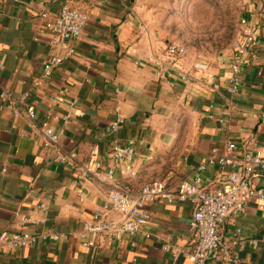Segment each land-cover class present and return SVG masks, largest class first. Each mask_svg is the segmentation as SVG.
<instances>
[{
    "label": "crops",
    "instance_id": "1",
    "mask_svg": "<svg viewBox=\"0 0 264 264\" xmlns=\"http://www.w3.org/2000/svg\"><path fill=\"white\" fill-rule=\"evenodd\" d=\"M239 1L241 17L256 23L258 47H264V2ZM139 2L1 1L0 92L15 100L27 94L24 105L34 107L37 126L48 124L59 132L60 145L76 152L80 162L114 169V179L104 184L78 179L55 161L54 151L43 148L25 115L14 117L17 108L0 100V236L59 235L57 241H37L30 248L1 250L0 264H188L185 254L194 248L188 202L145 204L150 237L97 239L94 250L82 247L83 224L111 190L137 189L152 180L176 186L193 176L212 148L220 150L227 141L235 142L239 152L250 147L264 152V55L240 71L234 96L227 78L235 48L218 56L187 52L181 72L158 73L148 61L170 42L143 22ZM66 4L87 13L89 24L71 42L75 54L42 79L52 38L41 14L51 18ZM117 104L124 119L117 138L122 145L133 142L135 150L130 173L108 156V126ZM215 174L210 170L207 178ZM251 183L263 187L264 175L253 176ZM27 218L37 224L26 223ZM237 229L246 240L257 241L254 247L247 242L230 246L237 264H264V203L251 199L243 214L225 220L222 236L228 243ZM166 244L172 251H164Z\"/></svg>",
    "mask_w": 264,
    "mask_h": 264
},
{
    "label": "built area",
    "instance_id": "2",
    "mask_svg": "<svg viewBox=\"0 0 264 264\" xmlns=\"http://www.w3.org/2000/svg\"><path fill=\"white\" fill-rule=\"evenodd\" d=\"M2 0H0L1 3ZM264 2V0H261ZM45 20L46 30L51 35V53L43 63L41 78L48 79L64 61L75 54L71 42L77 40L89 24L87 13L63 5L56 16L49 18L41 14ZM256 23L250 17H240L238 21L237 42L229 63L230 75L227 78L228 92L234 96L241 86L240 71L251 65L259 56L264 55V47H258L256 38ZM187 49L178 43H167L160 56L148 62L158 73L181 72L182 61ZM139 64V63H136ZM1 71V64H0ZM39 81L33 80V86ZM115 93H117L115 91ZM28 95L12 99L9 94L0 92V100L14 109V117L24 114L32 134L41 139L46 150L55 152V161L64 168L76 174L78 179H91L104 184L114 179V169L104 170L101 163L80 162L74 151L65 150L59 143L60 133L48 124H35V109L32 105H24ZM124 122L119 105L113 109V116L108 126L112 144L108 156L110 160L121 165L124 172L132 170V160L135 155L133 142L120 144L117 133ZM250 145V144H249ZM94 151L89 156L93 157ZM214 170L213 179L207 178V172ZM2 173L6 168L1 169ZM255 175H264V152L261 148L250 147L248 151L239 152L233 141H227L222 149L212 148L189 179H182L176 186L164 181L152 180L137 189L129 186L111 190L103 205L93 212L92 218L83 224L80 237L82 247L94 250L97 239L121 241L124 236L142 235L150 237L148 226L149 216L145 204L156 199L168 203L188 202L193 206V214L189 222V232L194 239V248L185 254L188 264H237L238 257L229 250L230 246L241 247L247 242L252 247L255 240H246L239 229L231 236V242L222 236V226L229 216L244 213L249 200L264 203V186L256 187L251 183ZM45 210L44 206H39ZM115 214L116 217H111ZM26 223L37 224L31 218ZM55 233L33 235L29 232L3 234L0 236V251L4 249L20 250L30 248L37 241H57ZM164 251L170 252L171 246L164 245Z\"/></svg>",
    "mask_w": 264,
    "mask_h": 264
},
{
    "label": "rangeland",
    "instance_id": "3",
    "mask_svg": "<svg viewBox=\"0 0 264 264\" xmlns=\"http://www.w3.org/2000/svg\"><path fill=\"white\" fill-rule=\"evenodd\" d=\"M143 22L162 41L191 55L225 54L235 48L239 0H140Z\"/></svg>",
    "mask_w": 264,
    "mask_h": 264
}]
</instances>
